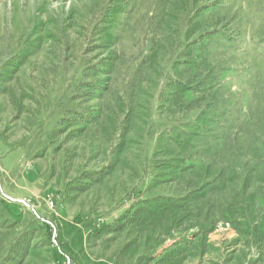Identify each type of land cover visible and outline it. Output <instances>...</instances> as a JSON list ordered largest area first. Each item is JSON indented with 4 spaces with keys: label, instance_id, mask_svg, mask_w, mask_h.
<instances>
[{
    "label": "rangeland",
    "instance_id": "1",
    "mask_svg": "<svg viewBox=\"0 0 264 264\" xmlns=\"http://www.w3.org/2000/svg\"><path fill=\"white\" fill-rule=\"evenodd\" d=\"M127 2V14L120 17L122 30L112 33L115 39L105 43L100 18L114 8L113 0H0V252L12 240L4 237L34 229L36 249L27 264H53L55 252L63 264H113L126 247L120 264H140L142 256L160 255L178 242L185 247L183 264H264V238L261 244L253 234L240 235L230 224L217 221L212 233L197 237L195 230L183 224L174 239L156 250V240L146 245L145 238L136 240L130 229L121 235L91 236L92 226L110 223L135 199L134 188L148 168L144 161L147 140L153 139L152 152L164 128L156 121L164 117H156L153 111V106L160 107L158 113L168 109L161 99L167 77L163 76L164 54L152 60L150 81L128 106L123 103L124 85L130 61L142 57L149 40L158 41L166 33L175 38L184 21L177 10L189 4L190 13L210 3L228 8L229 21L217 28L235 45L234 51L216 57L217 63L232 70L221 78L222 101H242L245 95L264 90V0ZM111 62L113 67L103 68ZM88 67L99 74L83 82L102 83L107 97H94L82 86L74 92L80 72ZM255 105L256 115L264 101L258 99ZM75 113L98 120L89 127L65 126L50 135L57 120ZM199 114L176 112L166 119L177 124L196 120ZM125 125L129 129L124 132ZM80 128L83 131L78 134ZM260 128L256 132L264 142ZM261 149L258 159L264 161V146ZM254 153L250 150V156L243 157L241 152L238 157L245 163ZM164 157L161 154L159 165H167ZM203 161L210 167L208 181L229 163L225 157ZM104 171L109 174L101 182L92 183L86 191L74 190L88 183L87 175ZM258 185L264 190V184ZM177 188L172 183L153 193L175 195ZM3 219L15 226L9 234ZM40 222L47 224L51 238Z\"/></svg>",
    "mask_w": 264,
    "mask_h": 264
},
{
    "label": "trees",
    "instance_id": "2",
    "mask_svg": "<svg viewBox=\"0 0 264 264\" xmlns=\"http://www.w3.org/2000/svg\"><path fill=\"white\" fill-rule=\"evenodd\" d=\"M113 2L114 8L106 11L100 18V24L103 25L100 29L105 34V43L115 39L112 33L116 34L122 30L124 22L120 17L127 14V0ZM227 10L221 3H210L189 13V4L185 5L177 10L184 21L175 38L163 32L166 36L160 40L147 42L141 58L130 61L126 69L127 80L123 97L126 100L123 103L130 105L141 92L144 83L150 81L154 63L152 60L154 61L161 52L167 61L163 75L167 77L164 80L161 99L168 104L165 106L168 109L165 113H158L160 107L158 109L153 106L156 117L165 118H156L157 123L164 128L154 141L152 152L150 147L153 139L147 140L144 161L147 162L148 168L134 188L135 199L128 208L112 218L110 223L92 226L91 236L94 238L121 235L130 229L136 240L145 238L146 245L156 240L153 247V250H156L174 239L176 230L183 224H187L188 230H195L197 237L212 233L217 221L230 224L240 235L253 234V239L262 240V244L264 190L256 188V184H264V161L258 159L257 153L261 146H264V142L258 138L256 128L260 126L264 131V108L255 115L254 107L258 99L264 101V90H257L254 96L252 93L247 94L242 101L226 102L219 98L223 89L221 78L232 70L224 67L223 63H217L216 57L220 53L235 50L234 40L222 29H217L229 21ZM159 15L160 18L161 14ZM162 24L163 21H158L159 27ZM113 66L114 63L111 62L106 63L103 68L110 69ZM103 68L101 70H104ZM93 73L99 74L98 71L91 72L89 67L84 68L74 85V92L82 86L89 88V94L94 97H107L108 92L102 83L83 82ZM228 97L229 95L226 100ZM223 106L227 108L224 109ZM194 111L200 113L196 120L183 119L175 124L166 119L176 112L189 114ZM97 120L96 116L92 118L82 113L61 117L50 135H55L65 126L89 127ZM128 126L125 125L124 132L129 129ZM82 131L81 128L76 130L78 134ZM249 148L255 153L251 159L247 158V161L242 163L238 153L242 152L243 157H249ZM161 154L165 156V162H168L165 166L159 165ZM224 157L229 160L228 165L208 181L210 173L207 172L210 167L206 168L203 158L217 161L218 158ZM200 173L208 176L200 177ZM107 174L108 171L87 175L85 179L88 183L74 190L86 191L92 183L101 182ZM199 180L200 183H196ZM172 183L178 187L175 195L162 196L153 193L158 187ZM9 208L15 210L11 204ZM1 222H4V219ZM4 223L5 231L9 234L12 225L15 226L13 223ZM40 223L46 236L51 238L47 224ZM35 231L25 230L17 236H12L11 233L4 237L12 240L6 241V246H1L4 250L0 252V264H27L26 259L31 257L36 249V244H33L36 240ZM127 250V247L121 250L113 259V264H120L119 259L126 256ZM150 251L152 250L147 249V252ZM184 251L185 247L181 246V242L170 244L160 255L155 252L150 256H142L144 258L141 257L139 263L183 264ZM54 254L52 263L59 261V264H63L62 256L56 252Z\"/></svg>",
    "mask_w": 264,
    "mask_h": 264
}]
</instances>
